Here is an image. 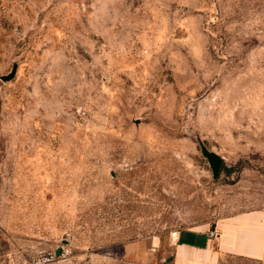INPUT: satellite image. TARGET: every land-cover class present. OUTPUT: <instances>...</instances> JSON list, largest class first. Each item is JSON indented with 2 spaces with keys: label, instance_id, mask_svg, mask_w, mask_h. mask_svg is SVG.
Wrapping results in <instances>:
<instances>
[{
  "label": "rangeland",
  "instance_id": "rangeland-1",
  "mask_svg": "<svg viewBox=\"0 0 264 264\" xmlns=\"http://www.w3.org/2000/svg\"><path fill=\"white\" fill-rule=\"evenodd\" d=\"M13 68L0 264H172L174 233L264 210V0H0Z\"/></svg>",
  "mask_w": 264,
  "mask_h": 264
},
{
  "label": "crops",
  "instance_id": "crops-1",
  "mask_svg": "<svg viewBox=\"0 0 264 264\" xmlns=\"http://www.w3.org/2000/svg\"><path fill=\"white\" fill-rule=\"evenodd\" d=\"M173 241L172 264H217L221 255L264 259V210L232 215L210 229L178 231Z\"/></svg>",
  "mask_w": 264,
  "mask_h": 264
},
{
  "label": "water",
  "instance_id": "water-1",
  "mask_svg": "<svg viewBox=\"0 0 264 264\" xmlns=\"http://www.w3.org/2000/svg\"><path fill=\"white\" fill-rule=\"evenodd\" d=\"M14 73H15V68H13L12 72L9 75L0 77L1 81L7 82L11 80L14 76ZM201 154L207 160L209 168L212 172V176L216 178L220 171L221 159L216 154L207 151L203 147L201 148Z\"/></svg>",
  "mask_w": 264,
  "mask_h": 264
},
{
  "label": "built area",
  "instance_id": "built-area-1",
  "mask_svg": "<svg viewBox=\"0 0 264 264\" xmlns=\"http://www.w3.org/2000/svg\"><path fill=\"white\" fill-rule=\"evenodd\" d=\"M175 234V233H174ZM209 236H210V238H214L215 237V233H214V231H210L209 232Z\"/></svg>",
  "mask_w": 264,
  "mask_h": 264
},
{
  "label": "bare ground",
  "instance_id": "bare-ground-1",
  "mask_svg": "<svg viewBox=\"0 0 264 264\" xmlns=\"http://www.w3.org/2000/svg\"><path fill=\"white\" fill-rule=\"evenodd\" d=\"M173 237H175V234H173Z\"/></svg>",
  "mask_w": 264,
  "mask_h": 264
}]
</instances>
